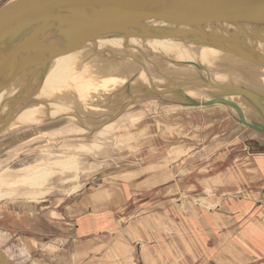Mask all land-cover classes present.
I'll use <instances>...</instances> for the list:
<instances>
[{"label": "rangeland", "instance_id": "obj_1", "mask_svg": "<svg viewBox=\"0 0 264 264\" xmlns=\"http://www.w3.org/2000/svg\"><path fill=\"white\" fill-rule=\"evenodd\" d=\"M6 1L0 0V5ZM58 62L54 61L52 66H58ZM71 67L61 72L62 82L56 79V90L63 96L72 94L65 102L77 106L72 109L75 114L62 113L37 123L33 119L43 118L53 108L38 107L36 101L24 99L22 103H13L14 108L21 103L19 111L12 109V114L5 117L10 121L0 130V175L5 180H17L11 195L0 196V248L12 264H109L116 258L117 249L119 255L130 251L134 263L139 264V253L145 254L153 244L164 251L169 247L175 251H168L162 264H198L202 253L195 249L207 236L204 233L192 239L190 226L199 230L206 227V215L209 220L214 214L217 216L221 200L237 201L244 193L252 196L247 193L249 189L234 190L242 181L249 182L257 197L262 194L264 177H258V170L250 167L259 154H264L260 152L264 151V133L233 118L231 105H189L183 99L172 98L173 95L153 92L132 97L109 116L99 113L100 110L89 111L82 106L84 101L94 107L106 105L102 99L93 100L82 93L92 89L93 80L103 73L94 67ZM18 115L25 118L18 120ZM134 116L140 120L121 130ZM261 119L254 122L264 123V117ZM85 120L91 122V128L83 124ZM109 121L119 125L118 130L100 135L102 124ZM14 123V128L8 130ZM76 126L85 130L75 132ZM26 166L35 172L33 176H20ZM228 187L232 193H221ZM115 192L120 197L123 192L127 197L123 206L118 205L113 211V215L121 217L111 224L112 228L91 225L87 232L79 233L81 238L92 241L93 245L88 247L92 258L72 256L76 250L70 239L76 237L78 222L92 221L94 214H101L102 201H110ZM179 201L184 204L179 206ZM252 207V203L247 204L246 214ZM160 210L166 211L169 219L165 224H159L161 218L150 217V223L147 219L144 226L149 231L144 238L140 232L143 227H133V221ZM190 210L193 216L188 215ZM196 215L201 217L196 219ZM214 220L216 224L221 219ZM51 228L58 231L53 234ZM174 235L178 241L182 236L183 242L174 245ZM95 238L102 240L97 250ZM97 252H104L105 257L98 259ZM149 257L144 255L141 264H146Z\"/></svg>", "mask_w": 264, "mask_h": 264}, {"label": "bare ground", "instance_id": "obj_2", "mask_svg": "<svg viewBox=\"0 0 264 264\" xmlns=\"http://www.w3.org/2000/svg\"><path fill=\"white\" fill-rule=\"evenodd\" d=\"M183 15L191 17L194 22L179 20L178 16ZM140 21L145 31L150 32L154 36L141 35V30L132 26L117 28L114 31H110V33L81 42V44L53 58L45 67H28L21 73L9 77L4 83L5 85L0 86V130L2 131L10 121L5 117H9L14 109L19 111L22 107L19 108V105L24 99L36 101L38 107H46L48 105L53 108L43 118L33 119L37 123H40L46 117L54 118V116L62 113L75 114L72 109L77 108V106L75 107L73 104L65 102L72 94L68 93L64 97L56 90L58 86L56 79L60 77L61 72L67 68H73L71 66L75 65L77 67L87 66L89 69L94 67L95 70L103 73L100 78L93 80L94 86L92 89L88 88L86 92L82 93L85 97L93 100L102 99L106 105L94 107L84 101L82 106L89 111L100 110L98 111L99 113L109 116L116 107L124 103L127 104L132 97L140 96L141 93L153 92L159 95H173L172 98L183 99L184 103H187L186 96L194 101L193 103H196V105L208 102L214 97L221 95L223 99L234 102L240 107L246 121L262 120L261 118L264 117V65L253 62L247 55L252 54L256 58L259 57V54L264 56V26L249 22L234 24L229 21L210 19L201 15L171 9L157 10ZM194 23L196 26H201L211 36L215 34L221 35L225 41L220 45L214 40V37H205L199 33L172 34L169 36L158 34L169 31L172 28H192ZM59 28L61 27L56 24L46 28L43 32L35 31L37 33L33 34L34 37L32 39L42 43L52 42V37L58 34ZM27 34L29 33L25 32L23 36ZM56 36L58 38L57 41H60L57 44L61 45L64 39L63 34L62 36L61 34ZM22 38L17 43L22 42ZM4 39L0 42V61L10 49L8 47L9 44H7L8 38ZM234 44L241 45L245 51L237 49L240 52L238 55L232 51L224 50V47L236 49ZM253 52L256 54H253ZM23 55L24 53L18 56L17 60L21 59ZM69 55L73 56L69 58L71 60H64V57ZM56 60H59L58 63L60 64L52 66ZM100 61L105 63V65L101 64ZM111 63L114 66H110ZM51 66L56 68L52 73ZM48 76H51V78H47ZM60 78L58 82L63 81ZM92 83H88V85H92ZM213 84L218 86H244L259 94L258 103L250 104L245 96L239 93L227 92L223 88L213 87ZM96 90L98 91L95 92ZM19 101L21 103H17L16 108H14L15 104L13 103ZM229 105L234 108L232 110L233 118L238 120L240 116L239 110L236 106ZM90 116L94 115L91 114ZM70 117L75 123L74 116L71 115ZM76 117L77 119L79 118V116ZM23 118L25 116H19L18 120ZM78 120L79 123H82L81 119ZM139 120L135 116L132 117L127 127H123L121 130L128 129V127ZM110 121L102 124L100 135L111 134L114 130H118L119 125ZM90 123L85 120L83 124L87 128H91L92 125H89ZM15 125L16 123L12 124L8 130L14 128ZM84 130L85 128L77 126L74 129L75 132ZM121 135L123 134L121 133ZM96 150L98 151V149ZM22 171L21 177L35 174L29 166L23 168ZM37 179H40V177H37ZM16 180V178L5 180L4 176L0 175V196L11 195V190Z\"/></svg>", "mask_w": 264, "mask_h": 264}, {"label": "water", "instance_id": "obj_3", "mask_svg": "<svg viewBox=\"0 0 264 264\" xmlns=\"http://www.w3.org/2000/svg\"><path fill=\"white\" fill-rule=\"evenodd\" d=\"M168 9L229 21L234 24L249 22L264 26V0H7L0 5V42L5 40L4 38H8L7 44L10 49L0 61V86L5 85L4 83L9 77L21 73L28 67H45L53 58L81 42L110 33L117 28L132 26L140 29L141 35L154 36L145 31L140 20L157 10ZM178 19L194 22L191 17L185 15L178 16ZM56 24L61 27L58 34L61 36L63 34L64 38L61 45L57 44L60 42L57 41L56 35L58 34L54 35L52 42L48 43L32 39L34 33L43 32L46 28ZM25 32L29 34L23 36ZM183 33H199L205 37H214V40L220 45L225 41L221 35L211 36L195 23L192 28H172L158 34L169 36ZM20 38L23 41L17 43L21 40ZM234 47L236 49L224 47V50L239 55L238 50L242 51L243 48L237 44H234ZM23 53V57L17 60L18 56ZM253 54L256 53L253 52ZM247 57L253 62L264 65L263 55L259 54V57L256 58L252 54H248ZM212 86L223 88L227 92L239 93L253 103H256L260 97L259 94L245 87L218 86L216 84ZM185 99L187 100L186 104H196L186 96ZM215 102L236 106L240 114L238 121L264 133V123L246 121L240 107L234 102L223 99L221 95L202 104L209 105ZM0 264H10L1 248Z\"/></svg>", "mask_w": 264, "mask_h": 264}, {"label": "crops", "instance_id": "obj_4", "mask_svg": "<svg viewBox=\"0 0 264 264\" xmlns=\"http://www.w3.org/2000/svg\"><path fill=\"white\" fill-rule=\"evenodd\" d=\"M251 164H254V165H252L250 168L258 170L256 171L257 172L256 174L258 175V177L259 175L261 177H264V154L262 153L259 154V157L255 158L254 162ZM243 182L244 181H242V184H238L234 190L236 191L242 190L243 192L244 190L246 191L247 189H249V191L247 190V193L253 194L252 196L250 195L246 196V194L244 193V195L242 194L240 195V197L237 198V201L232 199V200L225 201V202L221 200L222 199V196H221L219 200H221L220 204L222 208L220 212L216 214L217 216H215V214L211 216L213 217L211 218V220H209L210 218H208L206 215V218L208 221L206 227H203L201 230H199L197 228L194 229L192 226H190V235L192 239L193 237H197L200 234L204 235V233L207 236L202 243L197 244V247L195 249V251L202 253V256L199 260L200 262L199 261L197 262L198 264H264V261H263L264 260V183L262 182V188H263L262 194L258 195L257 197V195L255 194V190H250L251 186L249 182L247 181L244 183ZM230 190H232V188ZM228 191H229V187L226 188V190H222L221 193H232L233 192V191L232 192H228ZM118 194L117 192H115L112 194V196L110 195L111 196L110 201H108V199H106V201H102L101 210H104V211L107 210L109 212H101L100 210L101 214H94L95 217L93 218L92 221L86 220L81 223L80 221L78 222L77 227H76L77 229L76 231H74V235H76V237H72V239H70L75 244V250H76L75 252L71 253L72 256L73 255L80 256L81 258L85 260H86L85 256H87L88 258H92L91 255H89L90 248H88L93 245L92 241L86 238H81L80 237L81 235L79 233L81 231L87 232L88 227H91V225H93V227L95 228L98 225H100L101 228L104 226H108L112 228L111 224L115 222V220L117 221L119 217H121V215L117 213L113 215L114 213L113 211L116 210V206L118 205L122 207L123 203L127 200V197L123 194V192H122L121 197ZM206 198L207 199L209 198L210 201L213 200V202L216 201L214 200L212 196H207ZM200 201L201 200H199V202ZM250 203L253 204V207L251 211H249V213L246 214L248 210L246 206L247 204H250ZM182 204L179 201L178 205L180 206ZM188 212H189L188 215L190 216L194 215L192 214L191 210ZM165 214H167L166 211H161V210L158 212V214L156 213L145 214V216H142L141 218H139L141 219L140 221H133L134 224H132V226L139 227L141 225L143 229L140 232L142 236L144 235L146 236L148 235L146 231H149V229L147 230V227L144 226L145 221L149 219L148 223H150V219L157 217V218H161L162 220L159 222V224H165L166 219L168 218L167 215ZM80 217H83V215H81ZM194 217L198 219L201 216L196 215ZM184 218L187 219L188 217L185 216ZM184 218L182 217L181 220H184L186 222V219ZM214 218L217 220L218 219H221V220H219L218 222H216V224H214V221H215ZM48 227L50 226L48 225ZM51 229H52L53 234L54 232L58 231V230L56 231L54 228H51ZM153 229H156V226ZM63 234H65V232ZM70 236L71 234H69V237ZM171 237L175 240V243L173 242V244L176 246L178 243L183 242L182 236L179 237L180 238L179 241L177 240L175 235ZM106 239L108 238L106 237ZM93 240L96 244V250L99 249V245L102 242V240L101 242L97 241V238ZM77 241H79V243H77ZM118 250L120 249H117L116 254L117 256H120V257H118L117 259V256H116V258H114L111 262H107V263L109 264H135L134 263L135 261H133L134 258L133 256H131L132 254L130 255V251H129V254L119 255ZM175 250L177 252L176 248ZM168 251L169 253H175L172 247H169L168 250L164 251L161 247H157L152 244L146 249L145 254L139 253L140 256L139 258H137V261L139 262V264H141L142 260H144L143 258L144 255L145 256L147 255L150 257L146 264H162L163 260H165L164 258L166 257V253H168ZM181 252H183L182 249H181ZM66 254L67 253H65V256L66 258H68ZM98 254L100 255L98 256V259L105 257L104 252H97L95 255L97 256ZM5 255H6V258L8 259L6 252H5ZM8 260L10 264H12L11 260L10 259Z\"/></svg>", "mask_w": 264, "mask_h": 264}]
</instances>
